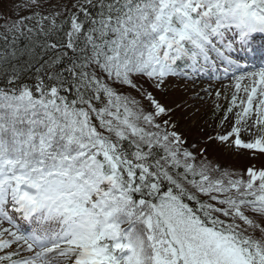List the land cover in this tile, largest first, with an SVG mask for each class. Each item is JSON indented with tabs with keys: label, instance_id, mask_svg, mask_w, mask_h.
<instances>
[{
	"label": "snow or ice",
	"instance_id": "snow-or-ice-1",
	"mask_svg": "<svg viewBox=\"0 0 264 264\" xmlns=\"http://www.w3.org/2000/svg\"><path fill=\"white\" fill-rule=\"evenodd\" d=\"M9 2L0 264H264V166L195 151L155 95L229 81L208 139L264 155V0Z\"/></svg>",
	"mask_w": 264,
	"mask_h": 264
},
{
	"label": "rangeland",
	"instance_id": "rangeland-1",
	"mask_svg": "<svg viewBox=\"0 0 264 264\" xmlns=\"http://www.w3.org/2000/svg\"><path fill=\"white\" fill-rule=\"evenodd\" d=\"M11 7L9 0H0V12ZM224 82V81H223ZM203 89H209L211 92L216 90L223 91V84H217L216 88L207 87L201 83L185 82L184 80L172 79L169 81L165 93H155L161 103L175 111L172 114L173 120L177 123V130L188 141V145L197 144L195 151L206 149V155L222 168H228L236 172H244L247 168L255 165L257 168L264 166V155L257 153L255 157L251 150L235 151L219 144L215 140H209L208 137L222 133L218 124L223 111L214 115L215 107L213 100L214 94L209 96ZM202 93V99L199 103L194 99V95ZM194 99V100H193ZM222 105L227 104L221 100ZM182 105V107H177ZM259 133H257L258 135ZM242 139L248 141L251 137L242 133Z\"/></svg>",
	"mask_w": 264,
	"mask_h": 264
},
{
	"label": "bare ground",
	"instance_id": "bare-ground-1",
	"mask_svg": "<svg viewBox=\"0 0 264 264\" xmlns=\"http://www.w3.org/2000/svg\"><path fill=\"white\" fill-rule=\"evenodd\" d=\"M195 83H201V84L207 85V83L200 82V81H195ZM224 83L227 84V83H229V82L226 80ZM199 95L202 96V93L200 92ZM194 99H196L197 103H199V100H200V99H199V98H196V95H194ZM194 99H193V100H194ZM229 127H230V126H229ZM219 130H220L221 132L225 131V129H222V128H219Z\"/></svg>",
	"mask_w": 264,
	"mask_h": 264
},
{
	"label": "trees",
	"instance_id": "trees-1",
	"mask_svg": "<svg viewBox=\"0 0 264 264\" xmlns=\"http://www.w3.org/2000/svg\"><path fill=\"white\" fill-rule=\"evenodd\" d=\"M21 14H26V13H21Z\"/></svg>",
	"mask_w": 264,
	"mask_h": 264
}]
</instances>
